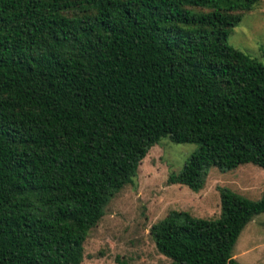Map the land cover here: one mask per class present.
<instances>
[{
	"label": "trees",
	"instance_id": "1",
	"mask_svg": "<svg viewBox=\"0 0 264 264\" xmlns=\"http://www.w3.org/2000/svg\"><path fill=\"white\" fill-rule=\"evenodd\" d=\"M259 2L0 0V264H82L163 138L198 145L168 178L196 192L212 167L264 168V61L228 43ZM220 193L216 219L151 226L170 264H241L264 194Z\"/></svg>",
	"mask_w": 264,
	"mask_h": 264
},
{
	"label": "rangeland",
	"instance_id": "2",
	"mask_svg": "<svg viewBox=\"0 0 264 264\" xmlns=\"http://www.w3.org/2000/svg\"><path fill=\"white\" fill-rule=\"evenodd\" d=\"M234 47L264 61V0L234 27L228 37ZM195 143L163 138L139 167L135 183L125 186L108 204L105 215L91 229L82 264H170L150 234L151 226L171 211L216 219L221 214L220 188L227 187L253 200L264 194V168L241 164L229 171L212 167L205 186L196 192L186 185L170 184L169 175L183 169ZM241 264H264V212L242 231L233 250Z\"/></svg>",
	"mask_w": 264,
	"mask_h": 264
}]
</instances>
